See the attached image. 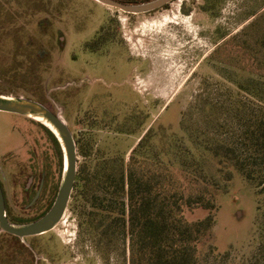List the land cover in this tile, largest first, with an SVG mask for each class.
Returning a JSON list of instances; mask_svg holds the SVG:
<instances>
[{
    "label": "rangeland",
    "instance_id": "rangeland-1",
    "mask_svg": "<svg viewBox=\"0 0 264 264\" xmlns=\"http://www.w3.org/2000/svg\"><path fill=\"white\" fill-rule=\"evenodd\" d=\"M111 15L119 16L113 19L120 33L106 46L115 48V54L132 65L135 97L79 102L74 83L64 94L59 70L63 67L73 77L68 81L93 87L98 71L85 63L95 61L96 55L83 47ZM128 16L95 0H0V46L26 48L33 42L49 51L50 67L41 84L0 85V94L31 98L61 113L77 143L78 170L80 166L90 172L113 168L117 162L126 166L146 134L151 135L148 148L157 157L178 163L177 151L194 155L204 163L207 176L215 177L222 188L216 192L214 236L202 253L214 245L221 253L232 250V262L243 264L261 242L264 198L233 166H229L232 179L225 184L226 175L219 173V163L209 152V140L216 134L226 139L240 129L238 102H246L248 108L255 104L240 86L263 80L259 74H264V0H175L149 14ZM123 46L128 53H121ZM76 58H82V67ZM98 58L111 61L107 52ZM14 126L25 128L23 141L30 138L33 143L29 140L17 147L15 157L0 147V170L9 186L14 218L32 219L58 191L63 155L59 160L55 157L50 133L42 124L0 112V140H16L19 134ZM52 157L49 173L55 192L51 191L43 206L25 210L28 203L22 201L15 182L24 187L33 168L41 170L42 160L52 161ZM177 177L183 175L178 172ZM90 203L76 198L74 190L60 224L46 234L21 240V246L0 231V264H128L123 244L110 257L97 246ZM208 214L196 210L187 212V218L196 220Z\"/></svg>",
    "mask_w": 264,
    "mask_h": 264
},
{
    "label": "trees",
    "instance_id": "trees-1",
    "mask_svg": "<svg viewBox=\"0 0 264 264\" xmlns=\"http://www.w3.org/2000/svg\"><path fill=\"white\" fill-rule=\"evenodd\" d=\"M259 75L262 81L240 86L255 101L250 108L244 101L237 103L236 119L242 126L226 139L217 134L210 137L209 152L219 163V173L226 175L225 184L232 179L229 166H233L264 198V74ZM47 131L62 158L58 140ZM150 138L146 134L139 141L126 166L117 162L113 168L90 172L80 166L78 170L76 198L91 202L92 229L102 254L110 257L114 248L123 244L128 264H234L232 250L221 253L211 245L207 253H202L214 236L216 192L222 189L219 181L207 176L204 163L186 150L177 151L178 163L157 157L148 148ZM79 149L83 154L84 149ZM178 172L183 177H177ZM196 210L209 214L189 220L187 212ZM262 215L261 242L243 264H264V212ZM5 235L21 246L19 238Z\"/></svg>",
    "mask_w": 264,
    "mask_h": 264
},
{
    "label": "flooded vegetation",
    "instance_id": "flooded-vegetation-1",
    "mask_svg": "<svg viewBox=\"0 0 264 264\" xmlns=\"http://www.w3.org/2000/svg\"><path fill=\"white\" fill-rule=\"evenodd\" d=\"M122 3V2H121ZM128 4V3H124ZM136 4V3H133ZM149 14V13H147ZM143 15V14H138ZM134 14H130L128 18L133 16H138ZM110 17V19H107ZM106 16L107 20H103L106 23H101L98 28L95 29L94 35L91 37V40L87 41V44L84 45L83 48L89 50L90 54L96 55V60L91 62H86L85 64L94 67V69L98 71L96 73V78L93 81V87L91 89H87V87L83 86V81L81 83H77V81H68V72L65 68H61L59 70V83L65 84L63 88L64 94H67L68 90H71L68 86L75 85L74 91L76 94L77 101L81 102L85 98L98 99L101 101L114 99L115 97L118 99H126L127 97H135V90L137 87H134L131 83L132 77V65L128 62H123L119 54H115V48L109 50V47L106 45L108 43H112L113 38L117 33H120V28L118 24H115L117 20L113 18H119L118 15ZM3 28V25L0 24V29ZM16 30V29H15ZM2 31V30H1ZM20 31V32H19ZM18 33L24 32L23 30H18ZM32 41V40H31ZM28 45L26 48L22 47H6L0 46V85H19V86H29V84L35 82L37 84H41L42 81L49 75L50 67L47 65L49 62L47 61L49 57V51H47L43 47ZM82 48V49H83ZM128 48L123 46L122 52L125 54L128 53ZM107 52L111 61H101L98 58V54ZM111 54V55H110ZM123 56V55H122ZM125 59V56H123ZM82 58H76V62L82 67ZM79 68L78 72L81 73L83 68ZM135 69V67H134ZM133 69V70H134ZM121 70H123L121 72ZM76 75V74H75ZM135 75V74H134ZM76 77V76H74ZM135 80V79H134ZM69 88V89H68ZM79 104V103H78ZM80 105V104H79ZM52 110V109H51ZM17 130L19 137L11 140L4 139L0 140V147L6 149V153H8L11 157H15V150L17 147H20L23 144L27 145V142L30 140V144L33 141L29 138L26 142L23 141L22 132H25V128L15 127ZM22 131V132H21ZM50 140L52 141L55 157L59 160V147L53 140V138L48 135ZM29 137V134H28ZM3 142V143H2ZM5 146V147H4ZM33 147V146H32ZM36 157L38 155H35ZM6 160V159H5ZM50 163V169H47V163ZM42 160V164H45L44 167L40 170L37 167L33 168V172L31 175L27 177V181L24 187L21 186L20 181L15 182L16 187H20L22 201H27V205L25 210H33L39 206H43L45 199L49 196L51 191L55 192V182L52 181V176L49 171L53 170V157L52 161ZM0 184L5 198L6 205V214L10 222L13 223H27L34 221L44 215L49 208L52 206L57 192L54 194V197L48 202L46 207L43 209L41 214L32 219H22V218H14L12 209L9 202V186L4 182L2 177V172L0 170ZM13 188V187H12ZM58 190V189H57ZM14 193V189H13ZM6 234V233H5ZM9 235V234H8ZM12 236V235H11ZM21 240V239H20Z\"/></svg>",
    "mask_w": 264,
    "mask_h": 264
},
{
    "label": "water",
    "instance_id": "water-1",
    "mask_svg": "<svg viewBox=\"0 0 264 264\" xmlns=\"http://www.w3.org/2000/svg\"><path fill=\"white\" fill-rule=\"evenodd\" d=\"M127 14H147L175 0H152L140 4H124L117 0H95ZM0 112L18 114L45 126L58 140L63 155V173L52 206L40 218L27 223L10 222L0 184V231L21 240L54 230L63 219L75 189L78 174V148L75 137L61 113H55L44 103L22 96L0 94Z\"/></svg>",
    "mask_w": 264,
    "mask_h": 264
}]
</instances>
